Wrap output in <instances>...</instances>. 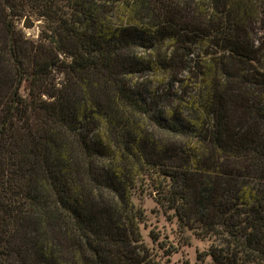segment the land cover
Returning a JSON list of instances; mask_svg holds the SVG:
<instances>
[{
    "label": "trees",
    "instance_id": "trees-1",
    "mask_svg": "<svg viewBox=\"0 0 264 264\" xmlns=\"http://www.w3.org/2000/svg\"><path fill=\"white\" fill-rule=\"evenodd\" d=\"M149 195L173 240L146 241ZM191 237L195 264H264V0H0V264H170Z\"/></svg>",
    "mask_w": 264,
    "mask_h": 264
},
{
    "label": "rangeland",
    "instance_id": "rangeland-1",
    "mask_svg": "<svg viewBox=\"0 0 264 264\" xmlns=\"http://www.w3.org/2000/svg\"><path fill=\"white\" fill-rule=\"evenodd\" d=\"M17 26L23 31L27 38L35 40L40 35L43 26V20L36 15L27 14L16 21ZM33 24V27L26 28L24 25ZM146 210L147 225L142 227V233L146 241L151 244L149 233L151 230L160 232L161 238L169 236L170 240L175 237L176 226L169 220V213H164L157 205L154 195H149L141 200H137ZM206 246L205 242H200L191 237V245L184 246L181 251L172 256L170 264H185V261H190V264L196 263L197 251H201Z\"/></svg>",
    "mask_w": 264,
    "mask_h": 264
},
{
    "label": "water",
    "instance_id": "water-1",
    "mask_svg": "<svg viewBox=\"0 0 264 264\" xmlns=\"http://www.w3.org/2000/svg\"><path fill=\"white\" fill-rule=\"evenodd\" d=\"M26 28H31V27H33V24H26V25H24Z\"/></svg>",
    "mask_w": 264,
    "mask_h": 264
}]
</instances>
